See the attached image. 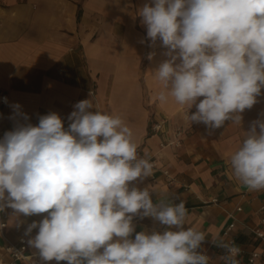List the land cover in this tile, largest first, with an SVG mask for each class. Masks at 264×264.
<instances>
[{
  "label": "clouds",
  "instance_id": "9594fccd",
  "mask_svg": "<svg viewBox=\"0 0 264 264\" xmlns=\"http://www.w3.org/2000/svg\"><path fill=\"white\" fill-rule=\"evenodd\" d=\"M151 5L137 15L149 46L161 41L167 57L152 71L161 85L153 99L187 106L186 119L203 124L208 135L226 122L241 127L242 114L264 89V0ZM10 107L12 128L0 137V212L12 209L17 226L21 215L46 214L24 233L41 261L210 264L202 247L209 236L188 226L185 202L145 185L154 165L138 154L133 130L120 116L84 99L73 105L65 128L56 112L39 115L34 125L19 103ZM243 133L229 158L232 176L250 192L264 191V114ZM137 218H150L154 227L136 232ZM211 242L222 249L223 264H240L234 241Z\"/></svg>",
  "mask_w": 264,
  "mask_h": 264
},
{
  "label": "crops",
  "instance_id": "0c3cea01",
  "mask_svg": "<svg viewBox=\"0 0 264 264\" xmlns=\"http://www.w3.org/2000/svg\"><path fill=\"white\" fill-rule=\"evenodd\" d=\"M145 3L153 6L151 0H0V97L7 98L0 102V137L12 128L11 104L19 103L34 125L39 115L56 112L67 128L73 105L91 98L94 109L120 116L133 130L138 154L154 161L153 177L145 185L152 184L161 198L183 200L190 213L188 226L208 234L202 247L213 259L210 264H223V251L212 237L234 241L241 250L240 264H246L248 253H264V244L253 236L254 230L264 231V191L250 192L237 182L229 158L250 122L264 114V89L242 114L241 127L226 122L212 135L203 124L189 123L187 106L154 100L161 85L152 71L167 57L161 41L149 46L146 26L137 15ZM156 121H164L161 134L150 131ZM176 129L184 132L182 145L161 146ZM12 212L5 209L1 215L11 242L28 240L27 225L46 215H21L23 223L17 226ZM134 223L136 232L154 227L150 218ZM231 223L234 227L223 235ZM37 232L33 229L31 236ZM27 249L41 261L38 250L28 244ZM9 263L0 251V264Z\"/></svg>",
  "mask_w": 264,
  "mask_h": 264
},
{
  "label": "built area",
  "instance_id": "2783aa9c",
  "mask_svg": "<svg viewBox=\"0 0 264 264\" xmlns=\"http://www.w3.org/2000/svg\"><path fill=\"white\" fill-rule=\"evenodd\" d=\"M5 96L0 97V102L5 103ZM150 131L153 134H161L164 132V121H156L151 127ZM184 132L181 129H176L172 132V138L169 143H162L161 146H173L178 148L182 145V139ZM155 168L154 161H151ZM166 174V172L164 173ZM240 211V208L237 209ZM264 212V208L261 209ZM2 212H0V238L3 239V243L0 245V251H3L9 258V264H19L20 262H27L28 264H47L46 262L40 261L38 258L29 254L27 249V240L24 237L19 238L16 242L9 241L5 236L6 223L1 218ZM261 223H264V216L260 219ZM234 227V224L231 223L228 228L223 232V235H227L228 232ZM254 238L259 241L261 244H264V231L254 230ZM241 253V250H240ZM264 253L250 252L246 258V264H264L262 261Z\"/></svg>",
  "mask_w": 264,
  "mask_h": 264
}]
</instances>
